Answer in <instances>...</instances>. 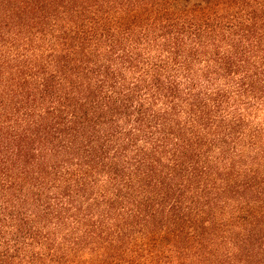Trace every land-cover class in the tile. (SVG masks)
<instances>
[{
  "label": "trees",
  "instance_id": "16d2710c",
  "mask_svg": "<svg viewBox=\"0 0 264 264\" xmlns=\"http://www.w3.org/2000/svg\"><path fill=\"white\" fill-rule=\"evenodd\" d=\"M0 264H264V0H0Z\"/></svg>",
  "mask_w": 264,
  "mask_h": 264
}]
</instances>
